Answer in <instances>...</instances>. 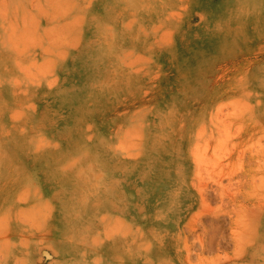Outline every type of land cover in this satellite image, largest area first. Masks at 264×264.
I'll return each instance as SVG.
<instances>
[{
	"label": "rangeland",
	"instance_id": "obj_1",
	"mask_svg": "<svg viewBox=\"0 0 264 264\" xmlns=\"http://www.w3.org/2000/svg\"><path fill=\"white\" fill-rule=\"evenodd\" d=\"M0 220V264H264V0H0Z\"/></svg>",
	"mask_w": 264,
	"mask_h": 264
},
{
	"label": "bare ground",
	"instance_id": "obj_2",
	"mask_svg": "<svg viewBox=\"0 0 264 264\" xmlns=\"http://www.w3.org/2000/svg\"><path fill=\"white\" fill-rule=\"evenodd\" d=\"M74 89H75V88H74ZM54 101H56V100H54ZM63 104H64V103H63ZM87 106H88V105H87ZM64 113H65V111H64ZM18 116H19V114H18ZM38 174H39V173H38ZM44 178H45V177H44ZM47 181H48V180H47ZM56 183H57V182H56ZM49 185H50V184H49ZM2 186H3V185H2ZM50 186H51V185H50ZM46 187H47V186H46ZM36 188H38V186H37ZM48 188H49V186H48ZM49 189H50V188H49ZM81 189H82V188H81ZM94 189H95V188H94ZM54 190H55V189H54ZM91 190H92V189H91ZM97 190H98V189H97ZM22 191H23V190H22ZM24 191H25V190H24ZM44 191H45V190H44ZM34 192H35V191H34ZM84 192H85V191H84ZM26 193H27V192H26ZM54 194H55V193H54ZM54 194H53V195H54ZM56 194H57V193H56ZM23 195H24V194H23ZM48 195H49V194H48ZM51 196H52V195H51ZM77 196H78V195H77ZM52 197H53V196H52ZM87 197H88V196H87ZM55 198H56V197H55ZM24 199H25V198H24ZM87 199H88V198H87ZM55 200H56V199H55ZM46 201H47V200H46ZM46 201H45V202H46ZM47 202H48V201H47ZM30 203H31V202H30ZM30 203H28V204H30ZM66 203H67V202H66ZM76 203H77V202H76ZM20 204H21V203H20ZM31 204H32V203H31ZM44 204H46V203H44ZM49 204H50V203H49ZM25 206H26V205H25ZM46 206H48V205L46 204ZM22 207H23V206H22ZM29 209H30V208H29ZM29 209H28V210H29ZM31 209H32V208H31ZM31 209H30V210H31ZM38 209H39V208H38ZM26 211H27V210H26ZM44 212H45V211H44ZM44 212H43V213H44ZM53 212H54V211H53ZM32 213H33V212H32ZM37 214H38V213H37ZM54 214H55V213H54ZM9 215H10V214H9ZM10 216H11V215H10ZM21 216H22V215H21ZM44 216H45V214H44ZM44 216H43V217H44ZM102 216H103V215H102ZM104 216H105V215H104ZM4 217H5V216H4ZM24 217H25V216H24ZM24 217H23V218L20 217L21 220L23 219V221H29V222L32 221V222H33V221L35 220V218H36V215L31 216L32 218H31V217H30V218L27 217L29 220H27V219L24 218ZM33 217H34V219H33ZM18 218H19V217H18ZM20 218H19V219H20ZM1 219H2V218H1ZM5 219H6V217H5ZM5 219H4V221H5ZM24 219H25V220H24ZM31 219H33V220H31ZM0 221H3V220H0ZM53 221H54V220H53ZM5 222H7V219H6ZM16 222H17V221H16ZM57 222H58V221H57ZM27 223H28V222H27ZM36 223L38 224L39 222H36ZM36 223H34V224H36ZM19 224H21V223H19ZM29 224H30V223H29ZM115 231H116V230H115ZM186 250H187V249H186ZM186 256H187V255H186Z\"/></svg>",
	"mask_w": 264,
	"mask_h": 264
}]
</instances>
